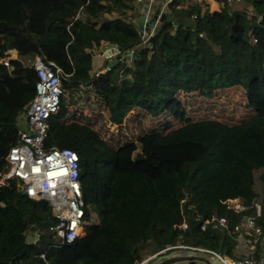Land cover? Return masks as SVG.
I'll use <instances>...</instances> for the list:
<instances>
[{
  "label": "trees",
  "instance_id": "obj_1",
  "mask_svg": "<svg viewBox=\"0 0 264 264\" xmlns=\"http://www.w3.org/2000/svg\"><path fill=\"white\" fill-rule=\"evenodd\" d=\"M185 1L168 5L145 43L129 16L135 0H0V57L15 48L21 59L40 55L69 75L47 145L78 154L91 223L84 236L59 246L49 202L29 199L18 181L9 180L0 187V264H141L150 246L168 254L185 246L233 258L239 242L230 231L252 209L236 213L223 204L229 199L250 207L262 199L264 231V0H242L236 8L216 0L225 3L220 12H211L206 0L184 7ZM105 43L138 54L131 65L119 62L95 77L92 52ZM12 67L0 65V172L9 170L18 117L36 95L34 70L19 61ZM234 88L244 90L252 110L235 124L194 120L183 100L193 93L212 99ZM87 89L101 107L93 122L68 109L66 91ZM131 113L140 121L166 120L142 130L137 140L124 135L113 144L92 127L122 126ZM256 171L262 195L255 190ZM213 215L230 219V231L215 224L203 231L198 218ZM184 222L187 229H179ZM257 248L264 250V241ZM196 257L187 264H200Z\"/></svg>",
  "mask_w": 264,
  "mask_h": 264
},
{
  "label": "built area",
  "instance_id": "obj_2",
  "mask_svg": "<svg viewBox=\"0 0 264 264\" xmlns=\"http://www.w3.org/2000/svg\"><path fill=\"white\" fill-rule=\"evenodd\" d=\"M157 1L135 0V5L146 6L143 14L146 17L145 22L152 20ZM171 2L172 0H169L159 9L160 14L157 22L151 24L149 32L145 33V43L156 31L162 15L166 12V7ZM240 2L242 0H226L229 7ZM224 4L222 3V6ZM83 12L84 7L80 9L73 21L77 22L83 16ZM249 15L252 16L253 12L250 11ZM92 56V72L94 75L91 74L98 77L111 70L109 64L116 54L113 53L107 57L101 49V53L96 54L95 52V55ZM99 59L107 60L109 62L108 65L95 68L96 65L94 66V64ZM13 61H19L23 67L34 70L37 76L36 95L24 107L18 117V137L6 157L8 172H0V187L6 185L9 180H16L19 182V188L22 193L29 199L49 202L53 215L58 220L56 224L50 227V230L55 232L60 238L59 246H63L65 243H72L84 236L90 224L86 219L89 205L85 202L80 181L78 154L68 148H50L47 145L50 119L59 112L64 92L63 78L69 77V75L57 63L40 55H36L34 58L21 59L19 52L15 48L6 50L3 56L0 57V65L7 69L13 68ZM223 204L236 213L252 209V214L241 218L233 231H230V219L225 217L213 215L210 219L199 217L198 220L201 222L203 231L207 229L208 225L215 224V227L232 232L239 242L235 257L231 258L201 248L185 246L184 248L205 253L210 258V263L214 258H219L226 264L224 260L228 258L230 264H264V250L261 249L259 251L257 248V244L260 241L262 243L264 241V231L259 224L263 214V207L259 200H255L251 207L244 205L239 199H229ZM187 227L188 224L186 222L178 226L182 230H186ZM28 239L30 242L36 243L38 236L35 233L30 235ZM41 257L45 259V255H41Z\"/></svg>",
  "mask_w": 264,
  "mask_h": 264
},
{
  "label": "rangeland",
  "instance_id": "obj_3",
  "mask_svg": "<svg viewBox=\"0 0 264 264\" xmlns=\"http://www.w3.org/2000/svg\"><path fill=\"white\" fill-rule=\"evenodd\" d=\"M157 2L159 4H162L163 0H158ZM236 6H242V3L240 2L238 4H235L233 8H236ZM104 45L105 44H103V46ZM101 49L97 51L96 54L101 53ZM66 93L68 98L70 99L68 109L70 112L75 113V115H77L78 117L79 115L84 114L88 117H91V120L89 122H93V115L99 114L101 112L100 104L93 95L94 92L92 91V89H87L83 92L67 90ZM183 100L186 102L185 106L189 111L190 116L194 120L217 119L228 124H235L248 119L252 115V110L247 105L245 93L242 88H234L229 91L222 92L220 93V95L215 96L212 99H206L199 93H193L183 96ZM165 120L166 119H164V117H160L158 119L143 117L140 121V118H138L135 113H131L130 117L126 118V121L122 126L106 124L102 126L93 125L92 127L99 133L101 138L113 144L116 142V140L121 139L124 135H127L131 139L137 140L142 130H149L155 127L162 126ZM177 124L175 123V125ZM260 175L261 171L255 172V190L259 195H262L263 186L260 180ZM261 201L259 200L260 203ZM94 222L96 223L98 222V220L94 218ZM52 241L55 242L56 240L52 239ZM179 248L180 249L171 257V259L167 261V263L164 262V264H187L190 256H196L189 253L190 251H192L191 249H186L184 248V246H180ZM159 253L160 252H157L155 246L146 248V259L141 264H147L148 262L153 261L154 259H156V257H158ZM166 253L167 250H165V252L162 251L161 255H167L168 253ZM198 253L199 254H197L196 257V260L198 262L204 263L205 260L208 261L210 259L209 257L204 256L205 253Z\"/></svg>",
  "mask_w": 264,
  "mask_h": 264
},
{
  "label": "water",
  "instance_id": "obj_4",
  "mask_svg": "<svg viewBox=\"0 0 264 264\" xmlns=\"http://www.w3.org/2000/svg\"><path fill=\"white\" fill-rule=\"evenodd\" d=\"M159 14H160V10L156 11V13L154 14V16L150 22H147V21L145 22L146 17L144 15L140 17L139 21L142 24L141 25L142 27H140L139 30H140V36L142 39H143L145 33L149 32L151 24H154L157 22ZM144 24H145V26L143 27ZM102 51L105 52V55L107 57L112 55L113 53L116 54L114 59H112L111 63L109 64L110 68L114 67L119 62H123L126 60H133L136 58V56L138 54L137 50H134L132 52L131 51L122 52V49L119 48L117 45L108 44V43H105V45L102 47ZM92 55H95V52H92ZM140 158H141V155L139 154L138 159H140ZM175 253L176 252H174V251L168 255H161L162 253H160L159 256L157 257V259L155 260L154 264H158L163 260L170 259ZM189 253L196 255V256L198 254L195 250H192ZM210 264H224V263L219 258H214Z\"/></svg>",
  "mask_w": 264,
  "mask_h": 264
},
{
  "label": "crops",
  "instance_id": "obj_5",
  "mask_svg": "<svg viewBox=\"0 0 264 264\" xmlns=\"http://www.w3.org/2000/svg\"><path fill=\"white\" fill-rule=\"evenodd\" d=\"M169 0H163V3L162 4H159L158 2H157V6H156V8H155V13H156V11H158L161 7H163L164 5H165V3H167ZM173 1V0H172ZM211 1V2H210ZM191 2H197V3H201L202 2V0H186L185 2H184V4H183V6L184 7H186L187 5H188V3H191ZM206 2L209 4V6H210V10H211V12H220L221 11V9L223 8V6H222V3H219V2H217L216 0H206ZM212 2H214L216 5H217V7H215L216 9H212ZM180 7H182V6H179V8ZM145 8H146V6H144V5H135L134 4V10L132 11V12H129V16H130V20H131V22H133L134 23V25H136V27L138 28V30H139V28L140 27H142L141 25V23H140V21H139V19H140V17L141 16H143V14H144V11H145ZM167 8V7H166ZM167 12V11H166ZM108 18H112V17H110L109 15H106ZM139 32H140V30H139ZM146 38V35L143 37V40H146L145 39ZM142 39V38H141ZM131 62H132V60H127V63H128V65H131ZM109 62L107 61L106 62V60H104V59H99V60H97V62L94 64V66L96 65V67L95 68H98V67H100V66H102V67H104L105 65H107Z\"/></svg>",
  "mask_w": 264,
  "mask_h": 264
},
{
  "label": "bare ground",
  "instance_id": "obj_6",
  "mask_svg": "<svg viewBox=\"0 0 264 264\" xmlns=\"http://www.w3.org/2000/svg\"><path fill=\"white\" fill-rule=\"evenodd\" d=\"M210 2H211V1H210ZM215 7H217V5H216L214 2H212V9H216ZM224 261L226 262V264H230L228 258H226Z\"/></svg>",
  "mask_w": 264,
  "mask_h": 264
}]
</instances>
